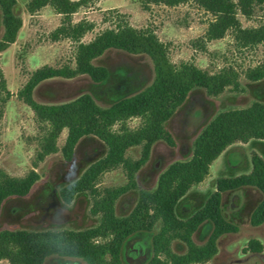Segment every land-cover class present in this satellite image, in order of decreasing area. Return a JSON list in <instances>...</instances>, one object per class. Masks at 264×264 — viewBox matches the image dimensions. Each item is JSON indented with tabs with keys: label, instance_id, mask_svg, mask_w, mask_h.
I'll return each instance as SVG.
<instances>
[{
	"label": "trees",
	"instance_id": "1",
	"mask_svg": "<svg viewBox=\"0 0 264 264\" xmlns=\"http://www.w3.org/2000/svg\"><path fill=\"white\" fill-rule=\"evenodd\" d=\"M146 3L175 7L195 1L214 16L205 38L220 40L229 31L243 48L264 43V23L256 28H244L239 15L252 17L257 6L264 8V0H145ZM95 0H31L27 11L34 15L47 6L64 17L63 24L52 34L54 41L71 39L77 42L75 66L54 68L44 66L34 73L19 92V96L33 110L41 130V148L34 168L17 178L0 171V211L13 197H25L40 180L36 170L41 162L61 152L64 160H73L77 146L87 137H95L106 146L103 158L91 164L84 173L59 191L62 201L71 205L77 196L87 194L91 200L90 214L98 219L94 227L82 230L47 229L0 231V262L9 264H45L53 256L75 258L86 264H124L122 251L127 240L142 232H154L153 256L147 264H209L219 253V241L225 235L237 233L239 228L230 223L222 211L223 195L243 188H253L262 195V201L251 215L255 227L264 224V157L256 151L251 154L250 172L236 176L219 177L216 189L204 205L188 218H180V201L209 176L213 163L233 144L264 140V103L255 101L245 108L219 112L200 132L193 143V154L185 161L171 164L158 178L153 190L139 189L136 176L148 163L153 147L164 142L176 147L167 123L195 89H203L209 97H219L227 89L244 93L240 74L234 68H224L211 74L194 64L171 62L167 46L155 32L139 30L126 21L98 34L89 43L83 37L94 30V24L83 20L72 24V16L81 8H88ZM17 0H0L4 34L0 39V53L17 41L23 27V18L16 13ZM109 50L147 55L154 67L151 85L141 92L103 107L90 94L60 104H42L34 99L35 89L43 82L56 78L74 79L86 75L95 83L109 77L106 67L94 61ZM245 77L250 82L264 80V62L249 68ZM139 120L133 128L129 122ZM67 130L62 148L58 141ZM141 147V157L134 160L129 150ZM123 168L127 184L120 187H102L106 173ZM132 190L139 191V200L126 217L117 214L118 200ZM210 222L212 231L204 244H197L195 234ZM180 242L186 252L173 251ZM244 253L264 252V244L251 239Z\"/></svg>",
	"mask_w": 264,
	"mask_h": 264
},
{
	"label": "rangeland",
	"instance_id": "2",
	"mask_svg": "<svg viewBox=\"0 0 264 264\" xmlns=\"http://www.w3.org/2000/svg\"><path fill=\"white\" fill-rule=\"evenodd\" d=\"M29 1L17 0L15 11L23 18V27L17 41L0 53V171L17 178L24 177L34 168L41 148L37 117L20 98L19 92L32 73L44 66L74 67L78 47L77 42L71 39H52L53 32L64 22L62 15H58L52 7L31 15L27 11ZM71 18L73 25L83 20L94 24V30L83 37L84 43H89L107 29L115 28L119 22L126 21L136 29L155 32L167 46L170 60L175 65L190 63L211 74L231 67L240 74L244 93L232 89H227L219 97H209L203 89H195L190 93L166 125L175 138L176 147L164 142L153 147L148 163L137 173L139 189H155L163 171L175 162L188 160L193 154L195 139L219 112L245 108L255 101L264 103V80L250 82L245 77L246 70L264 62V43L243 48L232 31L223 39L207 41L206 32L214 16L195 1L170 7L146 3L145 0H98L88 8H81ZM239 19L244 28L259 27L264 23V8L257 6L252 17L240 14ZM3 34L0 11V39ZM94 64L108 69L109 77L104 82L95 83L86 75L74 79H51L35 89L34 99L38 103L51 105L90 94L99 105L107 107L141 92L152 84L155 77L153 63L144 54L109 50ZM139 123L136 119L129 122L133 128L138 127ZM66 137L67 130L58 141L59 148L64 146ZM106 151V146L99 139L87 137L81 140L70 162L64 160L61 152L48 156L36 168L41 178L30 194L10 198L4 203L0 211V231L82 230L96 226L98 219L90 214L91 200L87 194L77 196L71 205H66L59 191L78 179L91 164L103 158ZM253 151L264 157V140L236 143L227 148L213 163L205 181L180 201L178 216L188 218L201 208L216 189L219 177L250 172ZM141 152V147H135L129 150L128 156L138 160ZM127 182L123 168H118L104 175L102 187H120ZM138 200V190L122 196L116 206L118 216H128ZM261 201V193L253 188L234 190L223 195V214L239 230L220 240V252L209 264H264V252L256 254L243 251L251 239H258L264 244V224L255 227L250 221ZM211 227V223L207 222L199 229L194 236L197 244L207 241ZM155 233L156 230L131 236L123 248L124 264H147L153 256L152 238ZM139 245L144 247V253L135 260L133 254ZM172 249L178 254L186 251L185 245L180 242H175ZM0 264L9 262L4 260ZM45 264L86 263L80 259L53 256Z\"/></svg>",
	"mask_w": 264,
	"mask_h": 264
},
{
	"label": "crops",
	"instance_id": "3",
	"mask_svg": "<svg viewBox=\"0 0 264 264\" xmlns=\"http://www.w3.org/2000/svg\"><path fill=\"white\" fill-rule=\"evenodd\" d=\"M30 1H31V0H30ZM30 1H29V2H30ZM72 1H74V0H72ZM76 1H78V0H76ZM97 1H98V0H95V2H97ZM49 7H51V6H47V7L43 8L42 10H45V9H47V8H49ZM53 10H54V9H53ZM54 11H55V10H54ZM38 13H39V12H38ZM58 15H59V14H58ZM32 17H33V16H32ZM19 34H20V32H19ZM211 167H212V166H211ZM206 223H207V222H206ZM209 223H210V222H209ZM204 224H205V223H204ZM204 224H203V225H204ZM203 225H202V226H203ZM202 226H201V227H202ZM211 226H212V224H211ZM211 228H212V227H211ZM198 231H199V230H198ZM225 236H226V235H225ZM221 239H222V238H221ZM219 242H220V241H219ZM125 244H126V243H125ZM173 245H174V244H173ZM124 247H125V245H124ZM124 247H123V248H124ZM143 250H144V247H142V246H140V245L137 246L136 252H134V254H133V256L135 257V260L138 259V258H140L139 255L142 254V252L144 253ZM140 252H141V253H140ZM185 252H186V251H185ZM185 252H184V253H185ZM219 252H220V247H219ZM122 253H123V251H122ZM182 254H183V253H182ZM218 254H219V253H218ZM256 254H257V253H256ZM122 260H123V259H122ZM123 263H124V262H123Z\"/></svg>",
	"mask_w": 264,
	"mask_h": 264
}]
</instances>
